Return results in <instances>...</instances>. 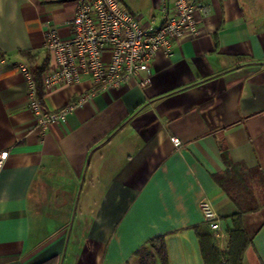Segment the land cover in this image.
Listing matches in <instances>:
<instances>
[{"label": "crops", "instance_id": "crops-1", "mask_svg": "<svg viewBox=\"0 0 264 264\" xmlns=\"http://www.w3.org/2000/svg\"><path fill=\"white\" fill-rule=\"evenodd\" d=\"M76 1L0 0V264H142L137 251L158 237L165 264H206L203 199L219 248L242 215L244 264H264V0H197L211 12L200 35L157 53L149 85L97 93L42 133L19 65L37 71L49 111L91 92L88 79L42 85L44 32L69 38ZM122 1L161 24L158 0Z\"/></svg>", "mask_w": 264, "mask_h": 264}, {"label": "built area", "instance_id": "built-area-1", "mask_svg": "<svg viewBox=\"0 0 264 264\" xmlns=\"http://www.w3.org/2000/svg\"><path fill=\"white\" fill-rule=\"evenodd\" d=\"M162 22L143 25L122 0H77V12L70 22L71 36L62 38L57 30L44 32V48L51 55V65L43 75L45 90L62 85H76L88 79L91 92L77 102L49 111L39 99L37 71L19 65L28 86V101L35 125L44 133L53 124L66 122L75 109L91 101L97 93L129 85L142 78L139 85L152 81L151 67L159 52L170 53L186 37L200 35V22L210 15V8L197 0H158ZM176 149L181 141L173 138ZM10 153L0 152V173ZM204 220L213 233L220 230L219 216L208 199L201 200Z\"/></svg>", "mask_w": 264, "mask_h": 264}, {"label": "trees", "instance_id": "trees-1", "mask_svg": "<svg viewBox=\"0 0 264 264\" xmlns=\"http://www.w3.org/2000/svg\"><path fill=\"white\" fill-rule=\"evenodd\" d=\"M233 222L234 228L228 232L230 242L227 251L219 248L218 237L210 231L207 223V226L197 229L206 264H244V254L252 242L253 236L246 231L242 215L233 216ZM164 250V238L158 237L151 240L147 247L137 251V255L142 260V264H155L157 258H160L165 264L166 254ZM53 262L50 260L45 264H54Z\"/></svg>", "mask_w": 264, "mask_h": 264}, {"label": "rangeland", "instance_id": "rangeland-1", "mask_svg": "<svg viewBox=\"0 0 264 264\" xmlns=\"http://www.w3.org/2000/svg\"><path fill=\"white\" fill-rule=\"evenodd\" d=\"M159 16H160V17H159ZM161 17H162L161 15H158V18H161ZM159 21H160V20L157 21V24H159Z\"/></svg>", "mask_w": 264, "mask_h": 264}]
</instances>
